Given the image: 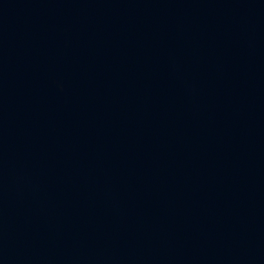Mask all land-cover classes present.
Segmentation results:
<instances>
[{"label":"water","instance_id":"water-1","mask_svg":"<svg viewBox=\"0 0 264 264\" xmlns=\"http://www.w3.org/2000/svg\"><path fill=\"white\" fill-rule=\"evenodd\" d=\"M0 264H264V0H0Z\"/></svg>","mask_w":264,"mask_h":264}]
</instances>
